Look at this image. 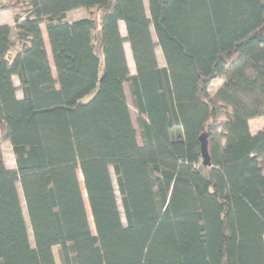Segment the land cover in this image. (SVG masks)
Here are the masks:
<instances>
[{"label":"trees","instance_id":"16d2710c","mask_svg":"<svg viewBox=\"0 0 264 264\" xmlns=\"http://www.w3.org/2000/svg\"><path fill=\"white\" fill-rule=\"evenodd\" d=\"M9 7L0 264H55L53 248L61 264H264V127L248 124L264 118V0Z\"/></svg>","mask_w":264,"mask_h":264},{"label":"rangeland","instance_id":"374dc122","mask_svg":"<svg viewBox=\"0 0 264 264\" xmlns=\"http://www.w3.org/2000/svg\"><path fill=\"white\" fill-rule=\"evenodd\" d=\"M15 3H16V0H0V10L2 8H5V7L8 8L9 6L14 5ZM9 9L12 10V7H9ZM11 13H12V15H14L15 12L12 10ZM3 15L6 17V15L9 16V13H7V14L4 13V14H2V16ZM102 15H103V12H101V14H99L98 22L101 21ZM67 16L71 20H78V19H81V18L85 17L86 13L84 11H73V12L68 13ZM119 28H120L121 35L125 36V32H124L123 26L120 25ZM41 31H42V34H43V37H44V43H45V47H46V50H47V53H48L49 63L52 64L51 56H50V53H49V46H48L46 35H45L44 26H41ZM124 47H125V52H126L125 54H126V56L128 58L129 71H130V73H134V67H133V64L130 61L129 48H128L127 44H125ZM155 54H156V57H157V60H158V66L159 67H164L165 64H164V62L162 60V57H161V54H160V50L158 49V47L155 48ZM51 67H52V65H51ZM13 83H14L15 86H18V82H17V79L15 77L13 78ZM215 86H216V84L212 86V90H215ZM124 90H125L126 101H127V105H128V108H129V113H130V117H131V120H132V124H133V126H134V128L136 130V134H137V143H138V145H141V140H140V136H139V129H138L137 121H136V113H135V111H134V109L132 107L131 99H130V95H129V91H128L127 86L124 87ZM17 95L19 97V95H20L19 91L17 92ZM88 99L89 98L85 99V101L88 100ZM1 149H2V154H3V158H4V162H5L6 167L10 168V169H14V160H13V155L11 153V148H10L9 143L7 141H4L1 144ZM17 191L19 193V196L21 197V192H20V188H19L18 185H17ZM85 205H86V203H85ZM85 207H86V211H87V215H88L89 225H90L91 229H93L88 208H87V206H85ZM23 211L25 212L24 208H23ZM25 223H26V226L28 228L29 226H28V221H27L26 218H25ZM28 238L30 240V244L32 245L31 236L29 235ZM52 254H53V257H54V260H55V264H61L59 253H58V250L56 248L52 249Z\"/></svg>","mask_w":264,"mask_h":264},{"label":"crops","instance_id":"0c3cea01","mask_svg":"<svg viewBox=\"0 0 264 264\" xmlns=\"http://www.w3.org/2000/svg\"><path fill=\"white\" fill-rule=\"evenodd\" d=\"M12 10H10L9 9V7L8 8H5V9H1L0 10V25H8V26H11V25H13V15H12ZM7 14V13H9V16L8 15H6V17L3 15L2 16V14ZM8 17V18H7ZM8 19V20H7ZM126 53V52H125ZM127 57V56H126ZM127 60H128V58H127ZM130 61H131V63H132V60H131V57H130ZM14 78V77H13ZM16 78V77H15ZM17 87V86H16ZM19 91V90H18ZM17 91V92H18ZM17 92H16V97L18 98V99H20L21 98V93H20V95H19V97H18V95H17ZM20 92V91H19ZM249 129H250V132H251V134H255V133H257L259 130H261L263 127H264V118L263 117H261V118H255V119H251V120H249ZM2 150V149H1Z\"/></svg>","mask_w":264,"mask_h":264},{"label":"water","instance_id":"95a60500","mask_svg":"<svg viewBox=\"0 0 264 264\" xmlns=\"http://www.w3.org/2000/svg\"><path fill=\"white\" fill-rule=\"evenodd\" d=\"M201 143V155L203 158V165L207 166L209 164V156L207 152V142L205 136L200 137Z\"/></svg>","mask_w":264,"mask_h":264}]
</instances>
